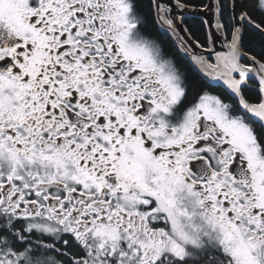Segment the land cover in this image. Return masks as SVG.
<instances>
[{"label":"snow or ice","instance_id":"6c2138e0","mask_svg":"<svg viewBox=\"0 0 264 264\" xmlns=\"http://www.w3.org/2000/svg\"><path fill=\"white\" fill-rule=\"evenodd\" d=\"M0 264H264V0H0Z\"/></svg>","mask_w":264,"mask_h":264}]
</instances>
